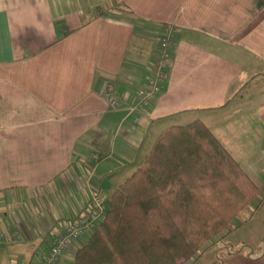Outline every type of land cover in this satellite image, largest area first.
<instances>
[{
  "label": "crops",
  "instance_id": "1",
  "mask_svg": "<svg viewBox=\"0 0 264 264\" xmlns=\"http://www.w3.org/2000/svg\"><path fill=\"white\" fill-rule=\"evenodd\" d=\"M166 23L178 31L162 91L133 109ZM196 119L260 188L212 244L232 246L226 264H264V0H0L1 228L20 232L0 243V264H38L94 190L107 201L164 131Z\"/></svg>",
  "mask_w": 264,
  "mask_h": 264
},
{
  "label": "trees",
  "instance_id": "2",
  "mask_svg": "<svg viewBox=\"0 0 264 264\" xmlns=\"http://www.w3.org/2000/svg\"><path fill=\"white\" fill-rule=\"evenodd\" d=\"M259 194L204 121L173 125L111 194L73 264H184L234 231Z\"/></svg>",
  "mask_w": 264,
  "mask_h": 264
},
{
  "label": "built area",
  "instance_id": "3",
  "mask_svg": "<svg viewBox=\"0 0 264 264\" xmlns=\"http://www.w3.org/2000/svg\"><path fill=\"white\" fill-rule=\"evenodd\" d=\"M178 27L173 23H166L160 38L159 56L155 65L154 74L149 78L145 88L139 93L133 109H144L151 107L157 96L161 93L163 83L167 77L166 63L172 58V51L175 44V36ZM105 98L113 108L121 107V102L115 93V87L109 83L104 90ZM95 158H100L99 153H95ZM107 213V201L99 190H94L87 207L77 213L65 226L56 233L51 241V245L38 264H58L63 254L68 250L75 240H79L87 234L93 233L98 225L104 220ZM2 216L0 215V243L14 242L20 237L17 228L4 230L1 228Z\"/></svg>",
  "mask_w": 264,
  "mask_h": 264
},
{
  "label": "rangeland",
  "instance_id": "4",
  "mask_svg": "<svg viewBox=\"0 0 264 264\" xmlns=\"http://www.w3.org/2000/svg\"><path fill=\"white\" fill-rule=\"evenodd\" d=\"M261 216V215H260ZM258 216L254 221L253 225H249L242 229L241 231L233 235V243L240 244L242 247L241 240L246 241L249 238H254L258 230L262 227L261 217ZM237 222V218L235 219ZM92 233L87 234L86 242L91 237ZM86 237V236H85ZM218 237H214L212 240H217ZM212 240L208 242L205 248L200 250L192 259L184 264H226V259L229 257L230 252L233 251L232 246L229 242L219 243V245L212 244ZM216 244V243H215ZM259 245H264V236L262 239H257L256 251L259 250ZM68 264H73V259L69 258Z\"/></svg>",
  "mask_w": 264,
  "mask_h": 264
}]
</instances>
